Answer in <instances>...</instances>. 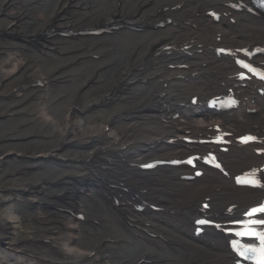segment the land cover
Returning a JSON list of instances; mask_svg holds the SVG:
<instances>
[{"label": "bare ground", "instance_id": "bare-ground-1", "mask_svg": "<svg viewBox=\"0 0 264 264\" xmlns=\"http://www.w3.org/2000/svg\"><path fill=\"white\" fill-rule=\"evenodd\" d=\"M147 2L149 0L128 1L129 5H133L129 17L130 22L135 20L148 21L150 17H148L146 12L142 11L143 5L147 4ZM175 4H181V6L178 10H170L168 17H173L176 25L167 24L163 28V32H147L143 36H130L127 34L124 40L115 46L112 56L105 60L109 65L97 74L94 83L85 86L81 97L77 101L73 100L76 90L84 84L92 74L93 69L101 62L95 64L87 62L81 65L77 70V75L72 77L64 88L55 91L51 95V99L60 96L57 101L49 105V109L56 119V123H52L56 129H51L50 124L42 128L44 122L36 119L38 133L43 135L36 139V149L41 152L51 147L53 139L48 140L51 144L48 143L46 145L40 141L47 138L48 134L53 131L55 132V139L61 138L66 132V126L73 123V121H76L78 128L82 127L76 136L84 140L85 134L89 131L85 129L83 124H80L79 120H73L77 116L72 118L71 114L77 113L78 110H83L93 102L101 100L110 92L120 74L127 75L130 70L135 67L140 68L142 64L145 65L146 69L145 71H139L138 69L135 72L136 77L144 78L147 70H151L148 73L146 86H136L131 97V102L135 103L133 109L136 115L135 118L130 117L133 125L131 136L129 137V147L137 138L139 127L146 124H152L150 127H156L145 135L150 140H153L154 132L157 130L161 132V129L165 135L170 134L172 137L182 135L185 131L191 133L206 131L210 125L211 117L202 114L197 115V112L202 111L200 108L187 109V113L182 114L178 119L166 120V130L164 129L163 131V128L155 124L152 118L164 111L157 106L149 104V102H153L155 99L154 91L156 93L162 91L157 83L159 79H164V82L168 84L166 95L161 101L165 102L173 100L175 97L184 96L189 98L192 93L196 92L203 95L213 80L220 79L223 74H228L227 71L230 66L214 61L208 55L207 50H204L205 53L200 56V61L205 63V67L197 68L196 58L190 57V68H196L200 72L196 79H189L185 82V80L171 78V73L162 66L163 64L171 63L170 60L173 59V56L159 53L154 56V59L148 58V60L151 59L152 63H144L145 59L147 60L145 56L150 54L151 49L155 48L159 40L160 46H164L167 42L171 44L183 43L189 39H195L198 44L213 46L215 42L209 38V34L213 32L220 33L222 39L227 43L235 42L237 39L246 43H252L257 39L264 40V33L259 34L252 26H244L240 30L243 35L238 37L237 33H240L239 31H230L222 24L211 25L200 15L208 5L202 0H157L155 9L159 7L160 11H163L166 6H174ZM54 11L51 8V3L45 7L41 12L42 23H45L44 18L50 16ZM115 14V6L111 7L108 0H97L96 4L86 13L88 21L91 23L110 20ZM80 16H83V14L81 13ZM183 21H190L191 24H194V27L183 26ZM153 33H158V40L154 42L151 40ZM160 46L156 49V52H159ZM21 60L23 58L12 61L9 68L14 69ZM113 64H116L115 69L111 68ZM45 68L40 61V71H44ZM176 83H181V85H176ZM122 114L127 116L129 112L124 111ZM99 121L107 123L108 114H100ZM226 123L231 126L233 131H238L250 124H254L264 130V126H262L258 116L247 119L244 115L238 114L232 119H227ZM97 124L95 129H97ZM7 127L12 129V126L7 125ZM121 132H117L118 137H121ZM158 147L160 146H155V149ZM36 149L32 150V156L39 155ZM59 151L64 156H71L77 152V148H60ZM158 151L160 153L155 154L168 155L170 153L183 152L178 145L173 148H162ZM140 154H129V156L134 157ZM242 156L243 158L238 157L236 161L229 160V166L232 170L249 163L247 155L243 154ZM17 178L7 177L5 181ZM157 180L161 183V188L148 187V193L145 195L159 201L167 210H172L174 214L136 215L130 209V201L121 198H119L121 203L118 206L121 212L118 213L113 210L112 203L108 208L107 200L99 199L96 203L99 209L95 211V218L98 223L90 225L88 231H82L81 237L77 227L73 223L70 224L63 243L62 255L59 258L61 263L59 264H70L69 262L71 261L73 264H136L143 255L150 256L151 262L148 264H213L224 262L227 259V254L223 249H220L221 244L215 239L211 238L208 243L203 245L206 252L211 253V255L200 252L198 248L191 245L187 235L190 230L189 218L194 212L198 199L204 194L212 197L214 201L218 200L221 205L228 199H235L239 206L246 203L248 199L253 198L254 195L232 190L227 183L214 178H207L205 181L189 185L181 184L182 182L176 177L174 178V175L158 174ZM130 181L131 186H137L142 184L143 178H135L133 176ZM115 193L117 192L115 191ZM112 202L114 203L115 201L113 200ZM126 222L129 224L128 226H126ZM138 227H144L150 232L160 235L161 239L147 237ZM80 238H82V241L77 242ZM164 248L168 250H164ZM85 251L95 252L93 262L86 257ZM17 256L22 261L28 258L27 262L32 258V256L22 252H19ZM36 264L44 263L38 261Z\"/></svg>", "mask_w": 264, "mask_h": 264}, {"label": "snow or ice", "instance_id": "snow-or-ice-1", "mask_svg": "<svg viewBox=\"0 0 264 264\" xmlns=\"http://www.w3.org/2000/svg\"><path fill=\"white\" fill-rule=\"evenodd\" d=\"M257 212H264V206L252 209L249 213H247V215L251 216ZM199 223H203V221H200ZM256 223L264 224V220L256 221ZM237 234L238 235H253V236L259 235L260 239L262 241V244H264V234H258L254 231H251V230L243 232V233H237ZM249 252H251L253 254H256L258 252V255H259L258 264H264V247H262L259 250L249 249Z\"/></svg>", "mask_w": 264, "mask_h": 264}]
</instances>
